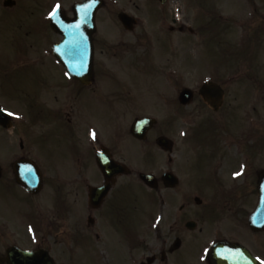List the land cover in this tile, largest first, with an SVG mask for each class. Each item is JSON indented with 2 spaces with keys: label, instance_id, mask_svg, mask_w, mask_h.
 Here are the masks:
<instances>
[{
  "label": "flooded vegetation",
  "instance_id": "flooded-vegetation-1",
  "mask_svg": "<svg viewBox=\"0 0 264 264\" xmlns=\"http://www.w3.org/2000/svg\"><path fill=\"white\" fill-rule=\"evenodd\" d=\"M12 1L0 3V19L12 17L15 26L8 50L0 51V264H26L23 250L38 253L31 264L48 255L57 264H264V229L250 223L264 176V0H190L199 8L191 33L214 36L234 56L218 63L228 66L225 76L215 69L194 77L188 106L179 102L182 78L165 77L180 87L160 103L180 123L172 153L160 150L167 163L156 189L134 168L151 159L154 130L134 136L135 99H144L141 76L158 43L163 65L156 70L167 73L168 37L189 31L182 17L151 12L159 0H130L135 9L104 0L88 24L81 21L86 13H77L87 0ZM156 25L159 34L151 33ZM105 52L116 65L107 66ZM68 67L90 76L75 78ZM122 69L138 76H119ZM207 82L224 89L218 109L214 94L202 93ZM184 113L190 117L182 123ZM137 116H149L148 108ZM20 163L31 166L40 189L18 181ZM166 172L176 175L174 187L163 180ZM136 184L159 205L152 233L135 228Z\"/></svg>",
  "mask_w": 264,
  "mask_h": 264
},
{
  "label": "rangeland",
  "instance_id": "rangeland-1",
  "mask_svg": "<svg viewBox=\"0 0 264 264\" xmlns=\"http://www.w3.org/2000/svg\"><path fill=\"white\" fill-rule=\"evenodd\" d=\"M232 2V0H231ZM0 3L2 4V0H0ZM118 7L127 8V9H135L134 5L130 0H117ZM140 6V11L144 12L145 9L142 6V2L138 1L137 3ZM163 9L167 12L173 13L176 16H181V22L192 26L196 29V24H194V19L196 18V13L199 11L198 5L190 0H176L169 3L166 7H163ZM161 12V8H153L151 7V12ZM12 17H4L2 19L0 24V51H6L8 50V47H6L7 44H9L11 38H14V29L15 26L11 27L10 20ZM168 23H171V20L169 19L167 21ZM152 23V22H151ZM153 24V23H152ZM160 28L156 25L151 28V33H161ZM115 31L110 35L111 37L114 36ZM207 35L201 36L200 35H193L189 32H185L182 34L176 33L172 34L167 39V50H166V58H169L165 61L167 63L166 72L170 73L171 76L174 75V72L178 73V76L182 78L181 80V87H190L195 88L197 85L195 84L194 77L199 74L206 73L208 71H214L217 67V64L223 60H225L224 56L226 57H232L234 56L233 52H225L220 47H218L219 42L215 39L214 36H211V41H208ZM16 37V35H15ZM157 42L163 41L162 47H165V40L158 36L156 39ZM3 45V47H2ZM172 46V48L170 47ZM151 54V53H150ZM162 50H161V43L157 44V47L154 49V51L151 54L150 60L149 58L146 60V75H142L141 78L144 81L139 86L143 87L144 93L143 95L144 99H135V105L140 106L141 109L138 110L137 113H141V110L143 111L144 107L146 106L149 110V113H151V116H154L158 120V124L156 125V128L150 133L151 136V145H150V160L146 161L144 164H139L140 166L146 167L147 171L154 172L157 175H160L161 171L164 169V165L167 163L163 159V154H161L158 148V145L155 141V138L157 135H159L161 132H165L164 134L171 137L174 141L177 139V125L180 123L176 117H172L170 112V109L168 110V104L165 103V109L161 106L160 102H164L163 100H160V97H166L170 98V95L173 93L175 94V85L165 79L167 76V73L164 75L162 71H157L156 69L159 68L160 65H163L162 62ZM112 56V53H103L102 58L104 59V62L107 63V66L109 64V67L112 65H116V61ZM216 62V63H215ZM262 63L264 67V52H262ZM259 63H256V66L259 65ZM120 65V64H119ZM171 66V67H169ZM155 68V70H153ZM228 66H223L221 64L218 65V73L222 76H225L226 74L223 73L224 69H227ZM122 74L119 72V76H124L126 78L138 76V73L134 70H126L122 69ZM148 71V72H147ZM233 74V72H230ZM140 76V75H139ZM143 76L145 79H143ZM170 76V74L168 75ZM167 76V77H168ZM232 76V75H229ZM179 85H176V87H180ZM110 87V86H108ZM264 88V86H263ZM165 94V95H163ZM169 101V100H168ZM167 101V102H168ZM91 108L87 110L88 112L96 113V105H90ZM191 108V107H190ZM189 111V109H186ZM140 111V112H139ZM137 113L133 118H137ZM188 114L183 115L182 123H185L186 117H188ZM262 116L264 121V101L262 102ZM190 117V116H189ZM95 120H99L98 117H94ZM130 119V118H127ZM177 119V120H176ZM162 130V131H161ZM264 142V137H263ZM138 147V146H137ZM264 152V151H263ZM264 155V154H263ZM262 155V157H263ZM137 163V162H135ZM138 164H134L135 170L140 168ZM131 197V196H130ZM174 200V198H173ZM179 200V198H178ZM132 207L134 212V224L135 228H143L147 231V228L150 226L151 233L152 228L156 223H150V220L152 222L155 217L159 214V206L157 204V207H155L154 202H151L147 193L144 190H141V188L136 185L134 187L133 193H132ZM158 203V202H157ZM179 203V201H178ZM150 216V219L148 218ZM148 223V224H147ZM147 226V227H146ZM148 235H152V234ZM206 234H203L202 241H205ZM190 248H185L182 250V253L185 256H188L191 254ZM110 258H106L105 262H109Z\"/></svg>",
  "mask_w": 264,
  "mask_h": 264
},
{
  "label": "water",
  "instance_id": "water-1",
  "mask_svg": "<svg viewBox=\"0 0 264 264\" xmlns=\"http://www.w3.org/2000/svg\"><path fill=\"white\" fill-rule=\"evenodd\" d=\"M92 15V14H91ZM126 23L128 21H130V19L128 18H124L123 19ZM69 70L76 76V77H83V75H80L79 74V69H75L73 67H70ZM80 75V76H79ZM215 85L211 84L210 87H213ZM192 98V91L189 90V89H184L183 92L181 93V100L186 103L188 101H190ZM153 124V120L150 119V118H143V119H140L137 124H136V127H135V132H140L141 135L143 132H145L149 127H151ZM140 136V135H139ZM159 144L163 147H168L170 145V142L167 138H161L159 139ZM143 179L146 180L148 183L151 184V181H153V178L152 176H149V175H142ZM22 181L25 182L29 187H31V181L29 179L28 176H24L22 178ZM168 181H170L171 183L174 182V179L171 177H169ZM264 196L261 198V207L259 208L258 212H257V216L260 218V217H263V220H264ZM28 254L27 256V262H31V260L29 261V259H31V256L33 255L32 253H26ZM32 254V255H31ZM26 259V258H24ZM50 262V261H49ZM42 264V263H41ZM47 264V263H46ZM50 264H52L50 262Z\"/></svg>",
  "mask_w": 264,
  "mask_h": 264
},
{
  "label": "snow or ice",
  "instance_id": "snow-or-ice-1",
  "mask_svg": "<svg viewBox=\"0 0 264 264\" xmlns=\"http://www.w3.org/2000/svg\"><path fill=\"white\" fill-rule=\"evenodd\" d=\"M59 7H60V5H59V4H57V5H56V9H58ZM56 9H54V10H53V12H52V13H50V15H54V14H55V11H56ZM92 135H93V138H95V135H96V134H95V132H93V133H92ZM234 175H241V173H240V172H237V173H234Z\"/></svg>",
  "mask_w": 264,
  "mask_h": 264
}]
</instances>
